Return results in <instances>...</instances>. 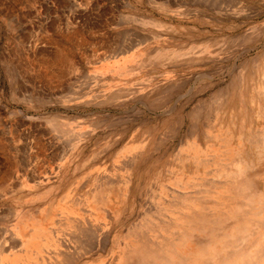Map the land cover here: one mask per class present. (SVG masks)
<instances>
[{"label":"rangeland","instance_id":"rangeland-1","mask_svg":"<svg viewBox=\"0 0 264 264\" xmlns=\"http://www.w3.org/2000/svg\"><path fill=\"white\" fill-rule=\"evenodd\" d=\"M205 1L0 0V264H264V0Z\"/></svg>","mask_w":264,"mask_h":264},{"label":"bare ground","instance_id":"bare-ground-1","mask_svg":"<svg viewBox=\"0 0 264 264\" xmlns=\"http://www.w3.org/2000/svg\"><path fill=\"white\" fill-rule=\"evenodd\" d=\"M207 1V0H206ZM205 1V2H206ZM221 1V0H220ZM208 2V1H207ZM212 3V2H211ZM226 4V3H225ZM209 6V5H208ZM220 8V7H219ZM145 18H146V16H144ZM143 17V18H144ZM143 21V20H142ZM153 21V20H152ZM155 21V20H154ZM131 30V29H130ZM123 32H120V33H116L117 34V37H121L123 34H122ZM127 34L125 35V39H127V37L126 36H128L129 38H130V36H132V38H133V36L135 37V35H139V36H136V37H140V33H138V32H136L135 30H134V33H130V32H128V30H127V32H126ZM137 33V34H136ZM147 35V34H146ZM123 38V37H122ZM128 38V39H129ZM142 38V37H141ZM137 39V38H136ZM118 40V39H117ZM139 40V39H138ZM145 41L146 39H141V40H139V41ZM128 41V40H127ZM138 41V42H139ZM130 42V41H129ZM132 47V46H131ZM122 48V47H121ZM132 49L130 48L129 50H127V51H125L126 53H128V52H130ZM121 51H124V50H121ZM124 54V53H123ZM202 57V56H201ZM55 61V60H54ZM166 95V94H165ZM138 99V98H137ZM142 101V100H141ZM165 101V100H164ZM169 101V100H168ZM73 105V104H72ZM171 128V127H170ZM72 139V138H71ZM157 144V143H156ZM154 148H156V147H154ZM153 148V149H154ZM153 153V152H152ZM148 155V154H147ZM147 158V157H146ZM142 160V159H141ZM124 163V162H123ZM129 163H131V162H129ZM127 165V164H126ZM123 168V167H122ZM111 178V177H110ZM113 179V178H112ZM116 179V178H115ZM117 179H118V177H117ZM113 181V180H112ZM81 187V186H80ZM84 209V208H83ZM86 210V209H85ZM88 210V209H87ZM108 215V214H107ZM109 216V215H108ZM81 218V217H80ZM75 218H73L72 220H71V224L76 228V229H78L79 231H80V233H84L85 234V232H86V230L85 229H90V226L92 225L91 223H89L90 224V226H88V225H86L85 223H82L81 221H82V219H81V221H80V223H79V221H77V220H74ZM78 220H80V219H78ZM87 220V219H86ZM84 221V220H83ZM87 222H88V220H87ZM86 226H88V228L86 227ZM92 228V227H91ZM97 228V227H96ZM99 228V227H98ZM93 229V228H92ZM100 229V228H99ZM94 230V229H93ZM90 231H91V229H90ZM66 232V231H65ZM78 232V231H77ZM76 232V233H77ZM89 232V231H88ZM96 232V231H95ZM79 233V232H78ZM77 233V234H78ZM80 233L78 234V235H80ZM90 233H92V232H90ZM70 234V233H69ZM75 234V233H74ZM88 234V233H87ZM87 234H85L86 235V238H87ZM95 233H93V235H94ZM83 235V234H82ZM91 235V234H90ZM90 235L88 234V236L90 237ZM93 235H92V237H93ZM84 236V235H83ZM82 237V236H81ZM92 237H90L91 239H92ZM85 238V239H86ZM89 238V239H90ZM76 239V238H75ZM81 239H83V238H81ZM2 241V240H1ZM77 241V240H76ZM7 242V241H6ZM70 242V241H69ZM75 242V241H74ZM93 242V241H92ZM102 242V241H101ZM87 243V242H86ZM64 244H66V243H64ZM1 245H4V244H2L1 243ZM7 245V244H6ZM69 245V244H68ZM67 245V246H68ZM77 246V245H76ZM75 246V247H76ZM72 247V246H71ZM78 247V246H77ZM69 251V250H68ZM74 251V250H73ZM82 251V250H81ZM78 252H80V251H78ZM64 254H65V252H63ZM81 253V252H80ZM87 253V252H86ZM79 254V253H78ZM68 255V254H67ZM72 256V255H71ZM77 258V257H76ZM63 259V258H62ZM73 260V259H72ZM76 260V259H75ZM77 263V262H76Z\"/></svg>","mask_w":264,"mask_h":264}]
</instances>
